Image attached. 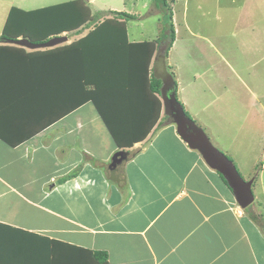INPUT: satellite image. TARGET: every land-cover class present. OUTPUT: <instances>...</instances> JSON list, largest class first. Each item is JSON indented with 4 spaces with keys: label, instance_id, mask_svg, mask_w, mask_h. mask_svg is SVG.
<instances>
[{
    "label": "crops",
    "instance_id": "1",
    "mask_svg": "<svg viewBox=\"0 0 264 264\" xmlns=\"http://www.w3.org/2000/svg\"><path fill=\"white\" fill-rule=\"evenodd\" d=\"M49 1L0 0V36L11 7L60 0ZM85 1L101 20L108 10L127 12L123 0ZM69 32L75 38L63 44L88 31L62 32L67 39ZM51 48L0 42V264H264V229L164 121L165 104L143 140L119 148L92 101L68 112L67 70L53 68ZM156 63L150 72L164 80ZM235 75L227 88L251 93L255 75ZM144 110L136 114L140 129L151 119ZM119 111L110 115L127 133L133 117ZM122 150L133 156L116 164Z\"/></svg>",
    "mask_w": 264,
    "mask_h": 264
},
{
    "label": "rangeland",
    "instance_id": "2",
    "mask_svg": "<svg viewBox=\"0 0 264 264\" xmlns=\"http://www.w3.org/2000/svg\"><path fill=\"white\" fill-rule=\"evenodd\" d=\"M123 1L126 11L135 15L127 21L129 42L164 38L167 31L163 28V13L152 0ZM167 1L175 33L164 62L158 58L157 67L179 86L178 101L213 145L233 161L244 180L254 178V201L245 209L234 196L233 201L240 213L254 214L264 229V0ZM28 7L31 6L25 8ZM84 26L80 28L85 32L92 28ZM141 31L142 36L137 38ZM73 34L69 32L64 42L75 38ZM26 38L41 43L38 33L26 34ZM167 43L165 39L154 54L160 51L161 55ZM235 74H243L244 78L255 75V80L250 78L253 95L245 89L239 93L233 92L231 86L227 88V84L236 82ZM120 82L128 79L122 77ZM160 99L165 104L163 96ZM99 102L109 114L107 103ZM251 117L255 119L253 123ZM167 120L170 118L164 119Z\"/></svg>",
    "mask_w": 264,
    "mask_h": 264
},
{
    "label": "trees",
    "instance_id": "3",
    "mask_svg": "<svg viewBox=\"0 0 264 264\" xmlns=\"http://www.w3.org/2000/svg\"><path fill=\"white\" fill-rule=\"evenodd\" d=\"M152 1L163 13V28L165 27L167 31L164 38L161 37L157 41L129 42L126 23L134 19L135 15L125 11L108 10L106 11L108 16L99 20L101 14L91 13L85 0H69L30 11L13 6L10 8L0 38L18 39L17 37L21 34H25L24 38H26V34L38 33V40L43 43L64 31L76 30L82 25H85L84 27L92 25L84 36L68 44H56L58 46H53L46 51V54L56 55L52 62L57 64L53 68H59L58 71L67 70L64 74L67 77L69 90L68 95L62 98L74 101L72 105H69L68 112L83 102L92 101L105 121L117 147L129 148L135 142L143 140L157 122L162 107V101L157 95L163 94L165 118L169 117L171 120V108L176 103L183 107L176 96V82L169 77L170 75L163 73L164 80H161L156 74L150 72V64L154 56L155 62L158 58L164 62L175 33L173 12L168 1ZM28 24L32 26L30 29L27 27ZM165 39L168 43L163 53L160 55L159 51L154 54ZM59 73L54 74L57 81L60 77L64 79L63 74ZM122 77L127 78L128 82H120ZM99 100L111 103L107 105L110 111L112 106L113 109L118 107L120 114H125L128 118L133 117L127 133L121 132L113 120L114 115L104 111ZM141 107L145 109L143 112L145 115L146 110L151 114L149 125L144 129H140L141 121L136 118ZM130 108L131 112L125 113ZM116 129L119 130L116 131ZM125 134L129 140L123 141ZM249 216L259 225L254 214L249 213ZM11 230L21 232L13 228ZM95 256L98 260L104 261L106 253L97 251Z\"/></svg>",
    "mask_w": 264,
    "mask_h": 264
},
{
    "label": "water",
    "instance_id": "4",
    "mask_svg": "<svg viewBox=\"0 0 264 264\" xmlns=\"http://www.w3.org/2000/svg\"><path fill=\"white\" fill-rule=\"evenodd\" d=\"M66 40V35L50 37L43 43H34L27 38H0V42L15 43L30 48L52 47ZM170 117L179 137L190 149L196 150L211 169L216 170L222 175L238 205L242 209L248 207L255 199L252 191L254 178L244 180L233 161L213 145L205 131L191 117L185 114L183 107L179 103H176L171 108ZM132 156V153L129 151H120L117 153L116 164H124Z\"/></svg>",
    "mask_w": 264,
    "mask_h": 264
},
{
    "label": "clouds",
    "instance_id": "5",
    "mask_svg": "<svg viewBox=\"0 0 264 264\" xmlns=\"http://www.w3.org/2000/svg\"><path fill=\"white\" fill-rule=\"evenodd\" d=\"M172 120V119H171Z\"/></svg>",
    "mask_w": 264,
    "mask_h": 264
}]
</instances>
